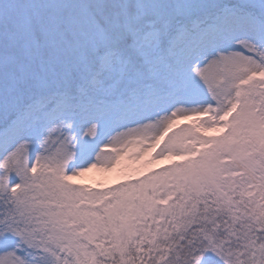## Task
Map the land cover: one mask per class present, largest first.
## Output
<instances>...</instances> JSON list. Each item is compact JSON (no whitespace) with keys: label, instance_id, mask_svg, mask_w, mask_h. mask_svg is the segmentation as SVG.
Instances as JSON below:
<instances>
[{"label":"snow or ice","instance_id":"snow-or-ice-1","mask_svg":"<svg viewBox=\"0 0 264 264\" xmlns=\"http://www.w3.org/2000/svg\"><path fill=\"white\" fill-rule=\"evenodd\" d=\"M0 264H264V0H0Z\"/></svg>","mask_w":264,"mask_h":264},{"label":"rangeland","instance_id":"rangeland-1","mask_svg":"<svg viewBox=\"0 0 264 264\" xmlns=\"http://www.w3.org/2000/svg\"><path fill=\"white\" fill-rule=\"evenodd\" d=\"M185 123H187V122H185ZM93 175H98V174H93Z\"/></svg>","mask_w":264,"mask_h":264}]
</instances>
